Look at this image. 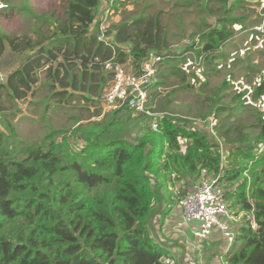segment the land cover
<instances>
[{
	"label": "trees",
	"instance_id": "trees-1",
	"mask_svg": "<svg viewBox=\"0 0 264 264\" xmlns=\"http://www.w3.org/2000/svg\"><path fill=\"white\" fill-rule=\"evenodd\" d=\"M220 2L226 9V0ZM100 3L63 0L57 18L44 22L27 5L13 8L35 22L32 30L18 36L0 33V65L1 54L6 53L20 62L0 84V95L14 103L27 102L50 63L43 72L44 87L50 91L47 102L92 106L99 104L113 83V74L102 63L112 58L118 64L129 60L137 74L150 53L168 48L154 16L111 24L107 40L112 48L98 41L92 28ZM48 22L51 31L44 37L41 30ZM231 35L215 28L202 35L203 44L197 39L195 46V40H190L188 49L203 55L207 65L217 59L216 50ZM180 60L162 64L158 79L181 76V81L186 80ZM222 90L198 121L211 115L219 120L215 132L226 149L223 163L220 144L208 130L158 113L149 91L150 115L137 113L127 104L107 113L98 109L91 113L90 119L95 120L75 124L71 136L82 145L74 147L65 138L56 142V131L31 144L22 141L0 96V264H160L167 252L152 223L164 198L161 189L171 182L174 190L176 181L197 179L202 170L209 177L220 175L227 208H238L248 217L224 256L226 264H264V107L252 114L253 123L241 126L232 121L233 113L257 108L219 106ZM261 98L264 81L256 87L253 101ZM223 113L226 116L219 119ZM154 120L158 122L155 132L150 129ZM246 128L255 130L256 137L250 139L243 132ZM252 220L254 228H250Z\"/></svg>",
	"mask_w": 264,
	"mask_h": 264
},
{
	"label": "rangeland",
	"instance_id": "rangeland-1",
	"mask_svg": "<svg viewBox=\"0 0 264 264\" xmlns=\"http://www.w3.org/2000/svg\"><path fill=\"white\" fill-rule=\"evenodd\" d=\"M7 1L8 3L0 2V10H6L0 16V33L9 36H18L32 30L35 22L26 13L17 15L13 8L27 5L35 16L42 17L38 21L44 22V19L57 18L63 2V0ZM262 1L226 0L228 5L225 9L220 0H114L108 28L114 17L119 18L121 22L123 19L131 20L141 15L154 16L165 38L164 48L186 40L198 39L203 44L202 35L215 28H224L227 32H231L228 41L216 50L217 59L213 62L209 61L201 68L199 60L195 61L193 57H189L190 55L185 57L181 64L185 70L186 80L181 81V76L158 79L157 82L160 84L150 89L149 98L158 113L192 121L197 128L207 131L205 120L198 121V119H203L202 115L208 112L209 106L215 104L213 101L217 99L215 93L219 88L224 87L218 95L221 98L218 101L219 106L232 108L240 104V106L257 108L252 110L247 107L233 113L232 121L241 126H248L253 123L252 114L264 107L263 98L253 101L256 87L264 81V8H262L264 3ZM106 7H109V1H106L105 6L98 8L96 25ZM119 23H112L111 26ZM50 31L48 22L41 33L46 37ZM93 31L95 32L94 29ZM33 39L37 40L35 34ZM1 55L4 57L2 59L4 62L0 65V84H4L7 76L20 65V62L16 57L11 55L9 57L7 53ZM45 60L44 58V62ZM129 64L127 60L126 64L122 65L127 74H134ZM49 65L50 63L39 75L34 97L28 98L27 102L14 103L2 93L0 95L2 107L12 114L9 118L25 143L41 141L50 132L56 131L58 132L56 142L65 138L69 146H81L82 143L75 141L71 136L77 121L83 120L82 123H85L90 119L91 113L98 109L106 113L115 109L108 108L102 100H99L100 105L97 102L91 103L92 106L83 102H47L46 98L50 91L44 87L47 81L43 72ZM226 114H221L219 119ZM209 117L216 118L213 115ZM243 132L250 139L256 137V131L252 128H246ZM229 137L235 140L232 134ZM243 176L251 181L248 172H244ZM224 184L226 187H232L227 183ZM220 187L222 188L221 182ZM248 189L249 184L246 192ZM159 237L161 239V236Z\"/></svg>",
	"mask_w": 264,
	"mask_h": 264
},
{
	"label": "built area",
	"instance_id": "built-area-1",
	"mask_svg": "<svg viewBox=\"0 0 264 264\" xmlns=\"http://www.w3.org/2000/svg\"><path fill=\"white\" fill-rule=\"evenodd\" d=\"M113 3L114 0H109V7H106V10L103 11L96 31L98 41L103 42L110 48H112V45L107 40L109 33L108 19L112 14L111 6ZM262 3H264V0ZM262 8H264V5ZM197 44L198 41L195 40V46ZM191 45V41L186 40L180 44L169 46L163 53H150L142 61L137 74H127L124 66L114 63L113 58L102 63L103 68L113 74V83L106 91L102 102L110 109H119L122 105L127 104L130 109L137 113L145 112L150 115L147 111L148 91L157 83V71L162 64L174 61L175 59L183 61L185 57L190 55L189 57H193L195 61L199 60L202 68L204 56H197L194 51L189 50L188 47ZM197 49L199 51L200 46ZM204 123H206L211 137L215 138L220 144L222 151L221 160L223 163L226 158V152L223 150L222 143L217 138L215 132L217 119L210 117ZM150 129L154 132L157 131L158 122L156 120L150 123ZM219 178L220 175L209 177L206 170L200 171L198 183L194 190L184 195L179 201L182 224L197 223V228L193 231L195 240L205 241L215 230H218L228 244H232L234 239L233 234L226 225V220L230 215L225 204L224 190L220 187ZM254 227L255 223L252 220L250 221V228ZM160 264L174 263L172 258L162 257Z\"/></svg>",
	"mask_w": 264,
	"mask_h": 264
},
{
	"label": "crops",
	"instance_id": "crops-1",
	"mask_svg": "<svg viewBox=\"0 0 264 264\" xmlns=\"http://www.w3.org/2000/svg\"><path fill=\"white\" fill-rule=\"evenodd\" d=\"M106 1L109 0H101L99 8L105 6ZM119 22V18H112V23ZM97 27L98 25L92 30L97 31ZM197 183L198 177L197 179L186 178L179 182L176 181L174 190H172L174 185L171 182L161 189L164 198L159 204V212L152 223L154 233L165 248L167 257L172 258L176 264H226L224 256L229 252L231 244H228L218 230H215L207 240L198 241L193 237L197 223L182 224V214L178 202L184 195L192 192ZM228 210L230 217L226 220V225L235 239L246 226L248 217L238 208ZM201 242L203 244L199 245Z\"/></svg>",
	"mask_w": 264,
	"mask_h": 264
},
{
	"label": "clouds",
	"instance_id": "clouds-1",
	"mask_svg": "<svg viewBox=\"0 0 264 264\" xmlns=\"http://www.w3.org/2000/svg\"><path fill=\"white\" fill-rule=\"evenodd\" d=\"M223 148V150L226 152V149L224 148V147H222ZM226 159V158H225ZM180 201V200H179ZM178 205H179V202H178ZM180 208V207H179ZM233 241H234V239H233ZM233 243V242H232Z\"/></svg>",
	"mask_w": 264,
	"mask_h": 264
},
{
	"label": "bare ground",
	"instance_id": "bare-ground-1",
	"mask_svg": "<svg viewBox=\"0 0 264 264\" xmlns=\"http://www.w3.org/2000/svg\"><path fill=\"white\" fill-rule=\"evenodd\" d=\"M173 263L175 264L174 260L172 259Z\"/></svg>",
	"mask_w": 264,
	"mask_h": 264
}]
</instances>
